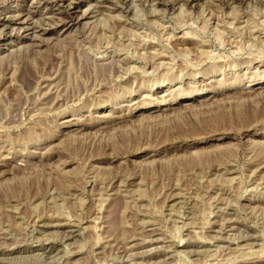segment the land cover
Returning <instances> with one entry per match:
<instances>
[{
	"label": "rangeland",
	"instance_id": "374dc122",
	"mask_svg": "<svg viewBox=\"0 0 264 264\" xmlns=\"http://www.w3.org/2000/svg\"><path fill=\"white\" fill-rule=\"evenodd\" d=\"M165 1L0 0V264H264V0Z\"/></svg>",
	"mask_w": 264,
	"mask_h": 264
},
{
	"label": "bare ground",
	"instance_id": "6f19581e",
	"mask_svg": "<svg viewBox=\"0 0 264 264\" xmlns=\"http://www.w3.org/2000/svg\"><path fill=\"white\" fill-rule=\"evenodd\" d=\"M53 1H54V0H53ZM167 2H168V1H167ZM167 2H166L165 0H162L161 4H162V5H165V6H166V5H169ZM175 8H176V7H175ZM65 15H68V17L70 16L69 13H65ZM68 17H67V18H68ZM60 21H63L64 23H66V21H65L64 19H62V20H60ZM74 21H75L74 19H71V21H70L67 25L72 24L71 27H73V26L75 25V24H74ZM71 27H70V28H71ZM43 32H44V33H50V31L47 32L46 29L43 30ZM230 41H231V40H230ZM237 43H238V42H237ZM182 50H183V49H182ZM161 57L164 58L163 55H162ZM106 70H107V68H106ZM249 113H250V112H249ZM251 116H252V115H251ZM236 122H237V121H236ZM137 244H138V243H137Z\"/></svg>",
	"mask_w": 264,
	"mask_h": 264
}]
</instances>
